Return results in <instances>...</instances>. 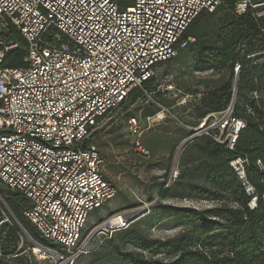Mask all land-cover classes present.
Listing matches in <instances>:
<instances>
[{"label":"built area","instance_id":"built-area-1","mask_svg":"<svg viewBox=\"0 0 264 264\" xmlns=\"http://www.w3.org/2000/svg\"><path fill=\"white\" fill-rule=\"evenodd\" d=\"M220 3L0 0V185L25 199L21 214L41 239L31 248L38 259L46 250L60 264H72L89 252L92 229L102 226L112 232L139 218L136 207L122 210L84 233L89 212L117 192L89 138L131 90L145 92L146 102L151 99L144 83L153 79L159 63L186 47L183 35L192 20ZM249 8L261 9L257 15L262 16L264 0H238L234 11L243 14ZM14 33L27 48L18 67L4 64L7 53L18 46ZM238 68L235 64L234 71ZM154 87L157 93L166 88L160 83ZM206 120L198 127L201 131ZM231 120V139L212 136L229 149L242 128V120ZM127 123L137 151L149 154L140 141V119L132 116ZM244 163V157L230 162L240 178L245 177ZM13 221L21 226L0 193V263L14 256L3 249Z\"/></svg>","mask_w":264,"mask_h":264},{"label":"rangeland","instance_id":"rangeland-1","mask_svg":"<svg viewBox=\"0 0 264 264\" xmlns=\"http://www.w3.org/2000/svg\"><path fill=\"white\" fill-rule=\"evenodd\" d=\"M228 14L220 9L215 17L207 20L209 23L219 21ZM234 68L233 83L239 79V69L234 71ZM228 78V69L213 70L194 59L188 50H182L172 61L159 63L148 84L150 91L155 85L163 84L166 86L163 91L150 94L151 99L147 102V97L139 94L129 98L98 123L89 140L104 158L103 170L117 192L109 203L89 212L84 233L94 224L122 210L131 211L136 207L140 210V217L123 230L125 233L101 229V233L91 240L89 252L72 264H119L117 260L122 256L142 264H171L183 249H203L200 245L202 239L195 228L205 225L204 220L210 228L225 232V221L208 213V210L224 204L233 205L234 195L227 191L219 198L202 196V189L197 188V184H201L203 179L191 176L197 162L189 161L198 156L192 148L187 150L183 163L179 164L183 149L195 137L179 148L175 165L174 157L178 146L206 117L202 134L221 140L231 139L235 122L229 118V106L200 119L197 112L198 104L207 91L223 87ZM159 111L164 117L157 119L155 116ZM132 116L140 119V141L149 154L140 153L134 146L136 137L127 123ZM180 167L186 169L181 178ZM164 188L168 191L160 198ZM6 191L10 190L0 185L1 195L21 226L13 221V227L7 232V248L14 256L2 264H60L56 256L38 259L33 255V241H41L40 236L22 218L23 207L14 208L8 201ZM250 205L253 207V202ZM132 238L134 242L130 241ZM139 243L148 244L149 248L138 247L136 244Z\"/></svg>","mask_w":264,"mask_h":264},{"label":"trees","instance_id":"trees-1","mask_svg":"<svg viewBox=\"0 0 264 264\" xmlns=\"http://www.w3.org/2000/svg\"><path fill=\"white\" fill-rule=\"evenodd\" d=\"M237 1L221 0L213 12L199 13L183 35L186 47L178 51L188 50L194 59L213 70L226 68L229 71L226 84L218 89H209L198 104L197 112L199 119L211 112H221L231 106L235 94L236 99L229 118L242 120L244 126L237 132L233 149H229L224 142H217L210 135L199 134L185 146L179 164L183 163L187 150L192 148L198 156L189 161L197 162L191 176L203 179L201 184H197V188L202 189V196L219 198L223 192L229 191L234 195V204H224L208 210V213L225 221L224 233H221L223 230L219 233L217 229L210 228V224L204 220L205 225L195 228L202 239L200 245L203 249H183L171 264H264V14L258 16L257 12L261 9L251 8L243 14H237L234 11ZM220 9L229 14L219 21L209 23L207 19L215 17ZM11 37L18 40V46L7 53L4 64L18 67L26 53V42L19 33L11 34ZM235 64H239V79L233 83ZM150 81H146L143 88L152 94L155 87L153 91L148 90ZM138 94L145 96L142 90L133 89L128 99ZM238 157L246 159L243 165L244 178L238 177L230 166V162ZM185 170L180 167L179 178ZM167 191V188L162 189L160 198ZM6 194L14 208L25 206V199L18 193L6 191ZM251 202H254L253 207ZM27 222L33 227L28 220ZM130 226L131 224L116 231L125 233L123 230ZM130 241L134 242V239ZM136 245L149 248L148 244ZM7 247L5 242V253H12ZM117 262L142 264L123 256Z\"/></svg>","mask_w":264,"mask_h":264},{"label":"water","instance_id":"water-1","mask_svg":"<svg viewBox=\"0 0 264 264\" xmlns=\"http://www.w3.org/2000/svg\"><path fill=\"white\" fill-rule=\"evenodd\" d=\"M235 99H236V96H235V94L233 95V99H232V103H231V106L229 107V110L231 111L232 110V108H233V104H234V102H235ZM202 131L200 130V129H198V128H195L194 129V132L188 137V138H186L179 146H178V148H177V150H176V154H175V157H174V165L176 164V157H177V151H178V149L182 146V145H184L186 142H188L189 140H191L194 136H196V135H199L200 133H201ZM173 165V166H174ZM136 217H140L139 216V213L136 215ZM102 229V226H100V227H95L94 229H92L90 232L92 233V235H91V240L96 236V235H98L99 233H101L100 232V230Z\"/></svg>","mask_w":264,"mask_h":264},{"label":"bare ground","instance_id":"bare-ground-1","mask_svg":"<svg viewBox=\"0 0 264 264\" xmlns=\"http://www.w3.org/2000/svg\"><path fill=\"white\" fill-rule=\"evenodd\" d=\"M155 118H157V119H159V118H163V112L162 111H159V113H157V115L155 116ZM239 127H243L244 126V122H242V121H240L239 122V125H238ZM178 151H179V149H178ZM177 151V152H178ZM253 205H254V202H253ZM122 217H120L119 219H121ZM118 220V219H117ZM116 220V221H117ZM115 221V222H116ZM114 222V221H113ZM44 252H42V254H41V256L39 257V258H41V259H45V258H48V257H51V258H53V257H55L56 255H54V254H52V253H50V252H46V250H43ZM43 253H45V254H43ZM47 253H49V254H47ZM57 257V256H56Z\"/></svg>","mask_w":264,"mask_h":264},{"label":"crops","instance_id":"crops-1","mask_svg":"<svg viewBox=\"0 0 264 264\" xmlns=\"http://www.w3.org/2000/svg\"><path fill=\"white\" fill-rule=\"evenodd\" d=\"M163 117H164V114H163Z\"/></svg>","mask_w":264,"mask_h":264}]
</instances>
